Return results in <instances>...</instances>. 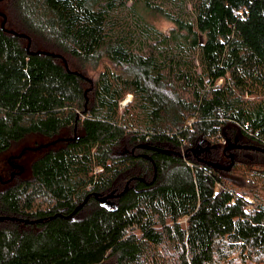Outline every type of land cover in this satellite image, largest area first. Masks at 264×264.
<instances>
[{
    "label": "trees",
    "instance_id": "obj_1",
    "mask_svg": "<svg viewBox=\"0 0 264 264\" xmlns=\"http://www.w3.org/2000/svg\"><path fill=\"white\" fill-rule=\"evenodd\" d=\"M8 1L0 157L69 137L0 183V264H264V0Z\"/></svg>",
    "mask_w": 264,
    "mask_h": 264
},
{
    "label": "rangeland",
    "instance_id": "obj_2",
    "mask_svg": "<svg viewBox=\"0 0 264 264\" xmlns=\"http://www.w3.org/2000/svg\"><path fill=\"white\" fill-rule=\"evenodd\" d=\"M144 1H150L151 3L160 5V3H162L161 0H132L129 1L127 4V7L129 8L131 5V2L136 3L137 5V9L140 13V15L143 17L144 21L147 22L148 24H150L154 30H157L159 32H163V33H167L171 27L172 24L171 22L167 21L164 17H162L161 15H155L152 12L148 11L144 6H143V2ZM10 1L6 2L5 4L0 6V13H6L8 14V16L10 17V21H11V26L15 29L19 28L18 25V21L16 20L15 15H13V10L11 9V5H10ZM164 7L172 10V12L174 11L172 5L168 4V3H163ZM2 13V14H3ZM5 14V15H6ZM0 23H1V19H0ZM68 64L69 62V66H75L76 62H74L73 60L67 59L66 60ZM68 68V65H67ZM98 71H100V68L96 71L93 72H89L88 76L92 79L95 78L96 74L98 73ZM221 83V82H220ZM132 100V96L131 95H126L125 99L122 101V103L120 104V108L121 111L123 109V107L127 104V102H130ZM68 135V136H67ZM69 134L67 133H62L57 137H54L52 139H48L45 137H39V136H30L28 138H26L25 140H23L22 142H20L19 144L13 146V148L7 152L6 154H3L0 157V174L2 176L3 179L6 178V176H4L2 174V171L5 170V168H7V160L9 158H11V156H18L19 154H22V157L19 159V161L17 162V164L23 168L24 173L22 178H27L29 176L30 173V165L31 163L38 158L39 156H41L47 149H49L50 146H57L60 141L68 139ZM226 152V153H225ZM224 154H226V157L231 154V150L230 151H225ZM245 154V153H240ZM248 156L251 157H255L256 159H260L261 162H264V158L260 157V156H254L253 154H246ZM228 158V157H227ZM229 159H227L228 161ZM260 166V165H259ZM264 166H260L258 167V165H256V167L250 168V167H241L242 171H240L239 173H237L238 175L241 176L242 173H244L246 171V169H255V168H262ZM263 169V168H262ZM259 185H257L255 187V184L251 183V190H253V192H258L260 196L264 197V191L259 189ZM251 192V191H250ZM247 200L249 202H252V200L250 198H247ZM114 259L111 258L109 260H107L104 264H113Z\"/></svg>",
    "mask_w": 264,
    "mask_h": 264
},
{
    "label": "water",
    "instance_id": "obj_3",
    "mask_svg": "<svg viewBox=\"0 0 264 264\" xmlns=\"http://www.w3.org/2000/svg\"><path fill=\"white\" fill-rule=\"evenodd\" d=\"M2 1H4V0H0V2H2ZM0 17L2 18L1 29H2L3 31H5V32L11 34V35L18 36V37L23 38V39H27V40H28L27 50H28V49H29V46H30V39H29L27 36H25V35L17 34V33L12 32V31H7V30L5 29L6 16H5L4 14L0 13ZM35 54H44V55H50V56H52V57L61 58V56L54 55V54H49V53H43V52H37V53H35ZM63 62H64V65H65L66 70L68 71L67 65H66V63H65L64 60H63ZM75 74H76V73H75ZM85 94H86V92H85ZM21 155H22V154H21ZM21 155H20V156H21ZM23 171H24V170L21 169V170H20V174H22ZM106 198H110V197L108 196V197H105V198H100L99 200H100V201H104ZM83 205H84V204H82V205H80L79 207H77V208L75 209V211H74L71 215H69L67 218L69 219V218H71L73 215H75V214H76V213L82 208ZM10 219H11V220H15V218H10ZM19 221H21V222H23V223H25V224H29V225H32V224H35V223H39V222H40V221H22V220H19Z\"/></svg>",
    "mask_w": 264,
    "mask_h": 264
},
{
    "label": "flooded vegetation",
    "instance_id": "obj_4",
    "mask_svg": "<svg viewBox=\"0 0 264 264\" xmlns=\"http://www.w3.org/2000/svg\"><path fill=\"white\" fill-rule=\"evenodd\" d=\"M22 157V155L20 156V154L16 157V156H11V158H9L7 160V168H5L4 171H2V174L4 176H6L5 179L2 178L1 174H0V183H5L7 181H12L15 177H17V175H20V170L23 169L22 167H20L17 162L19 161V159ZM24 172V171H23Z\"/></svg>",
    "mask_w": 264,
    "mask_h": 264
}]
</instances>
